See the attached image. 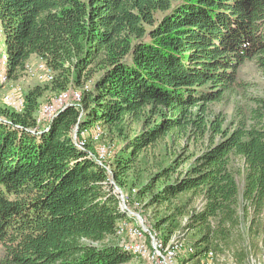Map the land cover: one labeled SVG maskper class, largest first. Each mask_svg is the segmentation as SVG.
<instances>
[{"label": "trees", "instance_id": "obj_1", "mask_svg": "<svg viewBox=\"0 0 264 264\" xmlns=\"http://www.w3.org/2000/svg\"><path fill=\"white\" fill-rule=\"evenodd\" d=\"M32 56L52 79L25 92L21 112L0 102V264H130L115 236L125 215L113 189H125L138 156L168 136L204 148L175 156L129 194L143 203L135 209L157 208L152 228L164 243L182 239L197 264L225 252L243 218L251 232L264 229V97L228 123L211 111L245 89L242 64L264 71V0H0V75L17 80ZM84 81L79 104L36 127L45 91ZM142 118L143 130L106 162L110 173L91 141L76 146L97 122L122 137Z\"/></svg>", "mask_w": 264, "mask_h": 264}, {"label": "rangeland", "instance_id": "obj_2", "mask_svg": "<svg viewBox=\"0 0 264 264\" xmlns=\"http://www.w3.org/2000/svg\"><path fill=\"white\" fill-rule=\"evenodd\" d=\"M2 59L3 57L0 59L1 60L0 70H2V67H3ZM27 66L29 67L28 69H27ZM40 66H42V68L47 67L42 60L34 56V58H30L28 60L25 71L21 73L20 77L17 80L4 81L3 82L4 87L0 91V102L3 105L7 106L5 102L6 95H9L10 93L12 94L15 93L16 95L17 91L14 92V87H17L18 85L19 86L17 88L22 90V92L21 90L18 92H21V95L23 94L24 96L25 92L28 89H30L32 86L37 85L41 81H50L51 79H47V80L39 79L40 77L39 74L41 72ZM31 68L32 69L35 68V69L31 70ZM46 69L50 71L48 67ZM50 72L53 73L52 71ZM51 75H54V74H51ZM2 77L3 76L1 75L0 77L1 81H2ZM238 79L242 83L245 84L244 85L245 89L243 91L227 94L221 103H214L211 105V111H213V113L215 114L219 113V115L224 117L225 123H228L233 118L235 119L237 117L236 114L240 107L243 109H248V108L253 107L254 103L251 100V98L264 97V71L260 69L255 64L254 61L252 60L246 61L244 64L241 65V67L238 70ZM88 83L90 82L84 81L80 87L70 85L67 89L62 90V91L67 90L66 92L67 93L70 92V94H72L74 91L78 92L79 97L82 98L83 85H87ZM7 90L8 91L10 90V91L8 92ZM62 91L54 92L52 90H47L44 92L43 97L40 100L41 104L39 105L38 110L36 112V116H35L36 117V127L40 128L44 123L49 122L53 118L52 117L49 120H46L45 117L43 118V109L44 107L49 105L54 100L53 98H55L57 94H60ZM79 103H76V104H79ZM142 121H143V118L136 122L128 121L124 129L125 134L122 137H116V136H112L109 134L106 135L104 134L103 131H102V134L99 136L98 140H94V137L92 136L93 132L92 133L90 132L91 133L90 134L88 131L89 134L82 133V135L85 134L83 136L85 143H86V140L91 141L90 144L95 150V155H96L95 159L97 156H99L101 149L106 150V155L104 156L105 160L102 164L103 166L105 165V168L107 169V171H110V166L106 165V162H108L109 159L117 151L123 149L128 139H131L134 135L140 133L143 130ZM97 123H95L96 125L93 124V126L94 127L97 125L100 126ZM101 130L103 129L101 128ZM87 135H90V136H87ZM81 140L83 139L81 138ZM203 148H204L203 140H200L191 135L185 138H181L178 142H176L175 140H172V138L168 136L165 138V140L158 141L157 143L150 145L145 151H143L138 156V159L135 162V170H134L136 176L134 177L132 175L127 178L126 183L128 185L125 187V189L122 190V193L125 195L132 194V190L134 189L132 187L137 188L149 182L151 176L155 172H157L161 166L168 164L170 160L174 158L175 156L177 155L183 156V157L190 156V155L196 156L198 155V153L202 151ZM239 165H240L239 161L235 162L234 168H237ZM183 167L185 168L186 166H183ZM236 177H237L236 179L239 184V187L241 188L242 179L238 175ZM110 181L113 183L112 179ZM149 197H150L149 193L145 194L143 197L144 201L147 202ZM142 205L143 203H140L138 200H131V197H130L127 207L129 206L128 207L129 210H131L135 214L134 215L135 218L133 217L135 220L134 219L132 220V218L127 219V220L128 221L131 220L130 222L139 221L140 223L143 224L145 228L148 227L147 228L148 230H152L153 229L152 224L154 222V215L156 214L155 209L157 208L156 207L154 208L146 207V208H140L139 210L135 209L140 206L142 207ZM199 206L200 204L198 202L194 204V207L198 208ZM122 213L126 216L124 212ZM125 218L127 217H124V219ZM248 219L249 218L242 219V224L240 225L241 227L238 229V231L235 232L234 237H233V243L231 244V246L227 250H225V252H223L222 254L214 255L211 261V264H264V229H257L255 233L251 232V230L248 228L249 226L251 227L252 224L250 223ZM257 223L258 221L256 222V224ZM115 236L118 237L121 241L122 239L121 237L117 235ZM186 241H189V239H187ZM184 245L187 246L188 243L186 244L185 242ZM187 255H188L187 249L186 247H183V250L181 251L180 256L178 258V263L179 264H189L190 261H192V259H191V255L190 256L189 255L187 256ZM130 264H146V261L143 258L133 257Z\"/></svg>", "mask_w": 264, "mask_h": 264}, {"label": "bare ground", "instance_id": "obj_3", "mask_svg": "<svg viewBox=\"0 0 264 264\" xmlns=\"http://www.w3.org/2000/svg\"><path fill=\"white\" fill-rule=\"evenodd\" d=\"M28 68L29 67L27 66V69ZM46 68L45 67L42 68V66H40V69H41V72L39 74L40 77L38 76L40 80L52 79L53 75H51V74H53V73L50 72L51 70L49 71ZM33 69H35V68H33ZM33 69L31 68V70H33ZM0 77H1V75H0ZM4 81H6L5 76L2 77V82H4ZM88 84L83 85V88H82L83 91L88 90V87H89ZM13 86H14V84H13ZM10 87H12V86H10ZM17 87H14V92L17 91L16 95H15V93L14 94L10 93L9 95H6L5 102L9 108H11L17 112H21L23 107H24L25 101H24L23 94L21 95L22 90L18 89ZM20 90H21V92H18ZM66 91H62L60 94H57V96L55 98H53L54 100L49 105H47V106H50V108L52 109V113H50V116H48V120L51 119L60 109L64 108L68 104H71V103H66V98H68V100L74 104L79 103L81 101V98L79 97L78 92L74 91L72 94H70V92L67 93ZM13 104H15L16 108L12 107ZM46 107H44L43 112H45ZM97 124H99V123H97ZM102 131L103 130H101L100 126H98V125L95 127L93 126V130L91 131V133L93 132L92 136L94 137V140L99 139V136L102 134ZM83 133L87 134L88 131H83ZM84 135L85 134H83V136ZM76 146L78 149H83L85 147V140L80 139L79 142L76 141ZM105 155H106V150L101 149L99 156H97L95 159L97 161V163L103 165L102 163L105 160V158H104ZM107 155H109V154H107ZM108 172L110 173V171H108ZM113 192L117 195V198L119 200L120 210L122 212H124L126 214L125 217H127L123 220H120V222L117 225L116 230H115V234L122 238L121 244H120L121 248L124 251L132 254L134 258L135 257L136 258H143L146 261V264H157V262L155 260H153L152 257L148 256V255H152V250H153L154 241H155V244L158 246V251L160 253L166 255V259L168 260V264H179L178 258L180 256V253L183 250V247H186L183 244L182 239L173 238L168 243H164L161 239L159 231H157L155 229L148 230L147 229L148 227L145 228L143 226V224L140 223L139 221H135V222H130L131 220L128 221L127 219L132 218V220H133L135 218V216H134L135 214L131 210H129V208H128L129 206L127 207L128 202L130 200V197H129L130 195L123 194L122 190L118 189V187L117 188L114 187ZM134 192H135V189L132 190V193H134ZM151 233H152V235H151ZM186 249H187V254L190 256L192 253V249L187 248V247H186ZM213 257H214V254L212 252H207L199 259V262L197 264H211Z\"/></svg>", "mask_w": 264, "mask_h": 264}, {"label": "built area", "instance_id": "obj_4", "mask_svg": "<svg viewBox=\"0 0 264 264\" xmlns=\"http://www.w3.org/2000/svg\"><path fill=\"white\" fill-rule=\"evenodd\" d=\"M66 103H72L68 100V98H66ZM12 107H15V104H13ZM50 113H52V109L50 108V106H47L45 109V112H43V118L45 117L46 120H48V116H50ZM152 235V233H151ZM150 257L153 258V260H155L157 262V264H168V260L166 259V255L160 253L158 251V246L155 244L154 241V247L152 250V255H148Z\"/></svg>", "mask_w": 264, "mask_h": 264}, {"label": "crops", "instance_id": "obj_5", "mask_svg": "<svg viewBox=\"0 0 264 264\" xmlns=\"http://www.w3.org/2000/svg\"><path fill=\"white\" fill-rule=\"evenodd\" d=\"M31 58H34V56H32Z\"/></svg>", "mask_w": 264, "mask_h": 264}]
</instances>
